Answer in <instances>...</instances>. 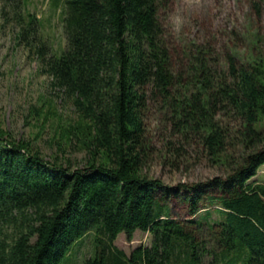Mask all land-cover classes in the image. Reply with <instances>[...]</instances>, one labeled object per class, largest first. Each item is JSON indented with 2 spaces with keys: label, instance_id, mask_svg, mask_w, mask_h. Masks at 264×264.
<instances>
[{
  "label": "trees",
  "instance_id": "1",
  "mask_svg": "<svg viewBox=\"0 0 264 264\" xmlns=\"http://www.w3.org/2000/svg\"><path fill=\"white\" fill-rule=\"evenodd\" d=\"M1 1L5 21L14 13L19 40L76 113L68 139L55 143L87 160L48 159L0 121V264H61L89 233L95 252L85 264H264V182L254 179L264 166V49L252 64L229 54L219 72L198 48L177 71L163 0H65L67 48L49 56L36 17L24 23L26 0ZM151 102L226 174L175 186L150 176ZM179 205L185 218L175 215ZM137 230L152 236L150 246L127 254L115 245Z\"/></svg>",
  "mask_w": 264,
  "mask_h": 264
},
{
  "label": "rangeland",
  "instance_id": "2",
  "mask_svg": "<svg viewBox=\"0 0 264 264\" xmlns=\"http://www.w3.org/2000/svg\"><path fill=\"white\" fill-rule=\"evenodd\" d=\"M258 2L260 0H163L159 20L173 67L177 71L184 70L190 55L198 48L206 50L207 58L219 72L227 70L229 54L239 63L252 64L264 49V6L258 8ZM20 3L24 23L28 14L36 17L39 43H45L49 56H60L67 48L65 0ZM2 11L0 0V121L16 139L32 141L40 147L48 159L59 153L62 159H69L72 166L82 167L87 160L84 152L68 146L60 150L55 143L60 138L68 139L67 129L76 119L73 107L62 92L52 86L41 59L30 52L26 42L19 40L20 25L12 19L14 13L9 12L10 19L6 22ZM225 121L237 126L229 118ZM146 128L151 153L147 171L153 178L175 186L226 174L227 166L208 158L194 138L184 140L154 102L149 106ZM241 152L242 148L230 150L235 157ZM254 179L264 182V166L258 169ZM205 213L197 217L202 218ZM175 215L185 218L181 205ZM94 239V233H89L75 242L61 264H85V260L94 255ZM151 243L152 236L140 230L132 240L120 233L115 241L127 254Z\"/></svg>",
  "mask_w": 264,
  "mask_h": 264
}]
</instances>
